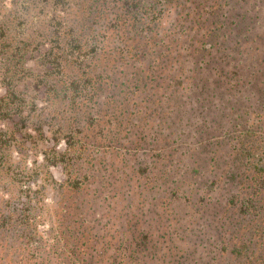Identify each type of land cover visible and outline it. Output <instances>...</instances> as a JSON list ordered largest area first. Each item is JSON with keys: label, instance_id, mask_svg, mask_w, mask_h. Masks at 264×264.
Masks as SVG:
<instances>
[{"label": "trees", "instance_id": "obj_1", "mask_svg": "<svg viewBox=\"0 0 264 264\" xmlns=\"http://www.w3.org/2000/svg\"><path fill=\"white\" fill-rule=\"evenodd\" d=\"M0 87V264H264V0H0Z\"/></svg>", "mask_w": 264, "mask_h": 264}, {"label": "rangeland", "instance_id": "obj_2", "mask_svg": "<svg viewBox=\"0 0 264 264\" xmlns=\"http://www.w3.org/2000/svg\"><path fill=\"white\" fill-rule=\"evenodd\" d=\"M5 93V88L0 87V96L4 95ZM4 122L0 121V125H2ZM7 125L9 124H3V129H5L7 127ZM16 126V125H15ZM254 130H251L250 133H253ZM233 136V132L231 133ZM254 135V134H253ZM263 135V140H264V134ZM255 136H258L255 134ZM247 142H253V139L248 137L247 138ZM225 146H228V144L226 143ZM259 149H263L264 150V143H262L260 146H257ZM204 155V154H203ZM32 160V158L29 159V161ZM216 175V174H215ZM217 177V176H216ZM214 179H218L213 177ZM202 182V181H201ZM131 194H133V191H131ZM191 194L196 195L197 197H200V195L198 194V192H191ZM141 195L144 196V192H141ZM225 195V192H223V190H221V187L218 186L215 188L214 193H212V196L208 199V202H217L218 199H221L223 196ZM124 196H125V192H124ZM47 198L42 197L40 199V201L38 202L39 204V208L40 210L37 211H41L43 213V217L45 218V216L47 215V207L50 204V197L46 196ZM145 200L143 202H139L141 206L142 203V208L141 211L143 212V221L146 220V222H144V225H155L157 223H162L160 217L158 216L155 210V202L151 200V198L149 197V195L146 194V196H144ZM154 202V203H153ZM172 206L174 207V202L172 204ZM197 210H205L207 211L208 209L203 208V205L196 203V205H194ZM94 207V215L95 216H100L102 213H104V211L107 209L103 206L97 207L95 204H93ZM212 207L214 209H219L221 206L219 204H213ZM175 208V207H174ZM38 209V207H37ZM203 215L205 216V213H203ZM110 218V221H108V219ZM104 217V218H97V220L95 222H91L92 228L94 227H98L101 225H105V223H111L113 220V216H112V212L110 214V217ZM47 222H42L39 226V230L40 232L38 233V235L36 236V240H35V254L37 256L40 257H44V256H49V258H52L54 255H52L51 253L55 250L58 249V243H57V235L55 234V231L52 228H48V225H53L54 221L51 219H47ZM149 223V224H147ZM201 224L200 221H197V223H193L192 227H197ZM47 226V227H46ZM150 226V225H149ZM264 235V234H263ZM90 239H87V242ZM264 244V243H263ZM190 246V245H189ZM264 247V245H263ZM94 254V253H92ZM197 255L198 253L196 252V259H197ZM191 259L194 260L195 259V255L191 256ZM145 261V259H144Z\"/></svg>", "mask_w": 264, "mask_h": 264}]
</instances>
